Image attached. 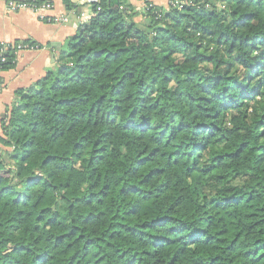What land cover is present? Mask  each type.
<instances>
[{"label":"trees","instance_id":"16d2710c","mask_svg":"<svg viewBox=\"0 0 264 264\" xmlns=\"http://www.w3.org/2000/svg\"><path fill=\"white\" fill-rule=\"evenodd\" d=\"M93 8L2 120L0 264H264V0Z\"/></svg>","mask_w":264,"mask_h":264},{"label":"crops","instance_id":"0c3cea01","mask_svg":"<svg viewBox=\"0 0 264 264\" xmlns=\"http://www.w3.org/2000/svg\"><path fill=\"white\" fill-rule=\"evenodd\" d=\"M98 1L71 0L75 8L68 10L63 0H54V10L45 15L51 20L67 16V21L57 23L48 22L29 10L7 11L6 0H0V42H24L39 46V49L20 53L15 67L3 73L4 86L0 95V137L2 120L17 102V92L33 86L49 71L56 68L61 55L67 51L70 40L78 31L77 14L86 11L87 15H91ZM146 2L165 9L170 6V0H127V3L139 12H142ZM136 21L144 23L142 16H138Z\"/></svg>","mask_w":264,"mask_h":264},{"label":"built area","instance_id":"2783aa9c","mask_svg":"<svg viewBox=\"0 0 264 264\" xmlns=\"http://www.w3.org/2000/svg\"><path fill=\"white\" fill-rule=\"evenodd\" d=\"M99 2V1H98ZM97 2V3H98ZM178 9H182L184 7V3L177 1L173 3ZM154 5L152 3L146 2L144 5V9L142 10L143 12L147 10L148 8L153 7ZM55 8L54 0H42V2H38V0H6V9L7 11L10 12H18L22 10H29L33 12L34 14H37L40 16L42 19H46L48 22H65L67 21V16H60L54 18V20H51V18L47 17L45 13L53 11ZM121 9H124V7H121ZM100 11V8L97 9L96 12ZM96 12L91 13V15H87L86 11H82L79 14H77V19H78V29L89 22V20L95 16ZM45 16H44V15ZM2 48L0 50V60L2 62H5V58L2 57V54L8 50V47H11L14 49V54L18 57V55L22 52L25 51H32L39 49L38 45H33L30 43H2ZM3 73L4 71L0 69V95L3 89Z\"/></svg>","mask_w":264,"mask_h":264},{"label":"rangeland","instance_id":"374dc122","mask_svg":"<svg viewBox=\"0 0 264 264\" xmlns=\"http://www.w3.org/2000/svg\"><path fill=\"white\" fill-rule=\"evenodd\" d=\"M1 148V147H0Z\"/></svg>","mask_w":264,"mask_h":264}]
</instances>
